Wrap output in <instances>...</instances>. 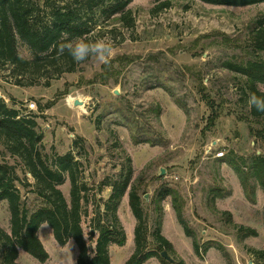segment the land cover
I'll return each mask as SVG.
<instances>
[{"label": "rangeland", "instance_id": "rangeland-1", "mask_svg": "<svg viewBox=\"0 0 264 264\" xmlns=\"http://www.w3.org/2000/svg\"><path fill=\"white\" fill-rule=\"evenodd\" d=\"M22 1L41 26L56 8L67 5L89 23L81 39H104L113 47L106 64L91 57L76 63L46 52L34 67L0 66V97L36 122L34 148L49 157L71 151L78 161L76 179L88 187L81 224L85 237L95 200L109 193L108 187L100 193L96 187L129 160L130 182L146 215L147 249H154L158 217L160 232L171 243L169 251L163 249L171 261L160 255L163 260L152 256L143 264H264V254L254 252L264 249V190L253 168L256 156H264V117L250 114L248 79L229 66L264 60V53L251 45L253 28L264 22V1L231 6L169 0L166 7L153 9L161 0H132L123 21L104 18L86 0ZM16 49L20 57H32L18 36ZM28 101L35 108H27ZM8 141L0 134V163L13 167L14 183L31 211L42 205L41 199ZM69 187L66 175L59 185L66 201ZM163 188L171 194L154 203ZM128 190L117 209L126 238L121 246L109 245L110 264H123L134 248ZM0 228L10 233L6 200L0 201ZM37 236L48 258L39 262L19 249V264H75L71 239L58 245L46 223Z\"/></svg>", "mask_w": 264, "mask_h": 264}, {"label": "trees", "instance_id": "trees-1", "mask_svg": "<svg viewBox=\"0 0 264 264\" xmlns=\"http://www.w3.org/2000/svg\"><path fill=\"white\" fill-rule=\"evenodd\" d=\"M89 5L96 6L100 15L109 19L115 17L127 20V5L132 0H86ZM209 4L243 6L264 0H200ZM105 2V3H104ZM104 3V4H103ZM169 0H161L153 9L166 7ZM119 14L115 16V14ZM128 22V21H127ZM89 23L80 20L75 11L67 5L56 8L51 14L49 22L39 25L29 17V12L22 0H0V66L10 64L15 69L25 65L36 66L39 56L49 52L55 54L60 43L85 37L88 33ZM16 36L23 40L29 48L32 57H20L16 49ZM85 40V39H84ZM251 45L254 51L264 53V22L259 23L252 30ZM67 55V53H65ZM69 56V55H67ZM71 57V56H70ZM232 70L248 79L245 91L264 95L257 85L264 86V60L258 59L242 65H229ZM15 84L20 85L19 80ZM49 107V104L45 108ZM255 118L264 117V112L254 108L249 110ZM214 115L209 117L211 122ZM36 122L19 115L18 109L8 106L0 97V134L11 142V152L16 154L34 179L32 191L41 199L42 205L29 210L25 200L21 197L15 185L17 179L10 164L0 163V201L6 200L9 210L10 233L0 228V264H19L16 261L18 250L21 249L39 262H44L48 254L43 248L37 229L46 223L51 229L56 243L63 246L71 239L77 249L75 264H110L109 245H123L125 242L124 228L117 215L120 200L127 188V200L130 211L135 218L133 228L134 248L123 264H143L152 256L160 257L159 251L171 249V243L160 232V218L155 220V229L152 233L154 249L148 250L147 221L141 207L140 196L137 189L131 185L132 168L128 162L122 165L119 173L113 178H104L96 187L97 193L102 187H108L109 193L103 198L95 200L92 216L87 223L86 237L82 229V218L87 215L85 192L88 187L84 181H77L75 168L77 159L71 151L62 155L49 157L34 148L38 138L35 131ZM221 159L220 157H217ZM253 163L254 174L264 190V156L257 155ZM68 177L69 201H66L59 185ZM171 194L168 188L161 189L156 195V201ZM174 195V194H173ZM156 211L159 208L155 206ZM178 222L186 235H190L188 227L182 218L179 209H175ZM91 240L93 245L87 241ZM192 246L197 245L192 239ZM263 255V250L254 251Z\"/></svg>", "mask_w": 264, "mask_h": 264}, {"label": "clouds", "instance_id": "clouds-1", "mask_svg": "<svg viewBox=\"0 0 264 264\" xmlns=\"http://www.w3.org/2000/svg\"><path fill=\"white\" fill-rule=\"evenodd\" d=\"M71 56L74 62L81 63L89 57L94 58L98 63H109L113 54V47L104 39L95 41H86L81 38H76L72 41L60 43L57 47V58L65 55ZM264 92V88H261ZM249 109L254 108L258 112H264V95L251 93L247 98Z\"/></svg>", "mask_w": 264, "mask_h": 264}, {"label": "water", "instance_id": "water-1", "mask_svg": "<svg viewBox=\"0 0 264 264\" xmlns=\"http://www.w3.org/2000/svg\"><path fill=\"white\" fill-rule=\"evenodd\" d=\"M73 103L75 104V105H80V104H82V102L80 101V100H78V99H74V101H73ZM162 170V169H161ZM162 172V171H161ZM160 255L163 257V258H165L166 260H168V261H171L172 259L168 256V254L166 253V251H161L160 252Z\"/></svg>", "mask_w": 264, "mask_h": 264}, {"label": "built area", "instance_id": "built-area-1", "mask_svg": "<svg viewBox=\"0 0 264 264\" xmlns=\"http://www.w3.org/2000/svg\"><path fill=\"white\" fill-rule=\"evenodd\" d=\"M26 106H27V108H29V109H33V108H35V104H34L33 101H28V102L26 103ZM216 156H218V157L222 156V152H221V151L217 152V153H216Z\"/></svg>", "mask_w": 264, "mask_h": 264}]
</instances>
